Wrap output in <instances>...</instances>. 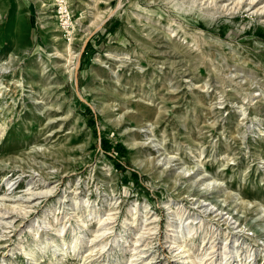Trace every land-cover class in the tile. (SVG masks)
Instances as JSON below:
<instances>
[{
    "label": "rangeland",
    "instance_id": "374dc122",
    "mask_svg": "<svg viewBox=\"0 0 264 264\" xmlns=\"http://www.w3.org/2000/svg\"><path fill=\"white\" fill-rule=\"evenodd\" d=\"M253 2L0 0V264H264Z\"/></svg>",
    "mask_w": 264,
    "mask_h": 264
},
{
    "label": "trees",
    "instance_id": "16d2710c",
    "mask_svg": "<svg viewBox=\"0 0 264 264\" xmlns=\"http://www.w3.org/2000/svg\"><path fill=\"white\" fill-rule=\"evenodd\" d=\"M103 144H104V147H105L106 149H110V148L106 145L105 142H104ZM119 147H120V146H119ZM118 152H119V155H120V156H123V155L126 153V149L123 148V147H120V148H118Z\"/></svg>",
    "mask_w": 264,
    "mask_h": 264
},
{
    "label": "bare ground",
    "instance_id": "6f19581e",
    "mask_svg": "<svg viewBox=\"0 0 264 264\" xmlns=\"http://www.w3.org/2000/svg\"><path fill=\"white\" fill-rule=\"evenodd\" d=\"M240 1H241V0H240ZM253 1L255 2V0H253ZM238 2H239V1H238ZM251 2H252V0H251ZM254 2H253V3H254ZM251 4H252V3H251ZM249 5H250V4H249ZM263 9H264V8H263ZM12 207H14V206H12ZM3 208H4V207H3ZM96 238H97V237H96ZM140 242H141V241H140ZM140 242H139V243H140ZM137 245H138V244H137ZM134 258H135V257H134ZM134 262H135V261H134ZM146 263H147V262H146ZM147 264H148V263H147Z\"/></svg>",
    "mask_w": 264,
    "mask_h": 264
}]
</instances>
